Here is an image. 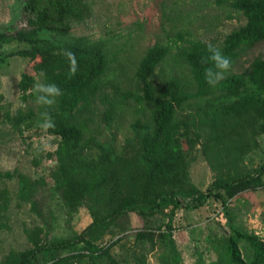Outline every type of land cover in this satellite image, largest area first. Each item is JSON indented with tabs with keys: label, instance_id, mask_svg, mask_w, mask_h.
<instances>
[{
	"label": "trees",
	"instance_id": "1",
	"mask_svg": "<svg viewBox=\"0 0 264 264\" xmlns=\"http://www.w3.org/2000/svg\"><path fill=\"white\" fill-rule=\"evenodd\" d=\"M214 1L226 4L225 0ZM228 6L245 18V24L226 35L217 48L229 60L228 69L219 72L214 83L207 82L205 72L211 65L206 62L208 44L202 40L185 41L179 36L184 42L181 46L172 42L148 48L134 74L143 93L133 95L143 121L135 119L131 136L115 147L113 140H99L94 120V103L105 90L104 78L112 62L109 41L71 34L73 25L90 16L88 0H22L23 25L0 32V44H24L26 48L10 56L38 60L44 84L60 87L62 94L54 104L42 105L54 123L47 131L59 139L56 150L47 154L55 162L48 191L68 214L85 207L91 222L70 238L49 239L50 221L41 214L38 199L44 180L7 172L4 177L17 179L18 200L30 205L40 224L25 228L28 247L10 250L0 264H96L101 258L109 264H121L110 252L125 237V229L111 235L105 246L99 243L105 240L110 224L130 214L142 221V228L134 234L135 242L154 245V237H159L168 243V255L161 264H181L172 239L175 214L199 209L210 199L220 203L228 234L207 238L216 256L208 264H264V238L243 228L229 205L240 193L264 188V164L253 171L243 165L244 158L257 147L256 137L264 135V50L241 72H231L239 58L264 45V0H231ZM173 48L174 66L181 71L186 68L188 77L171 71L155 82V71L172 56ZM68 52L76 60L77 70L71 76ZM17 86L23 103L36 101L35 75L23 71ZM116 111L111 104L102 121L110 125ZM35 117L28 107L9 119L21 127L29 126ZM203 127L209 133L201 142ZM191 139L195 145L200 143L215 173L204 192L192 183L189 174L187 156L193 147L184 149L183 141ZM9 205L8 192L1 190L0 227L7 226ZM160 216L167 219L163 232L162 225L156 223ZM262 225L264 231V212ZM197 262L204 264L200 259Z\"/></svg>",
	"mask_w": 264,
	"mask_h": 264
},
{
	"label": "rangeland",
	"instance_id": "2",
	"mask_svg": "<svg viewBox=\"0 0 264 264\" xmlns=\"http://www.w3.org/2000/svg\"><path fill=\"white\" fill-rule=\"evenodd\" d=\"M218 5L214 0H88L90 16L80 24L72 27L73 36H86L91 39L105 38L110 44L109 70L105 76V90L94 103V120L99 140L114 141V146H122L124 140L131 136V123L135 119L143 121L139 114L140 106L134 96H141V86L134 78L137 65L146 50L155 44L183 45L185 41L198 39L212 44L216 48L222 45L223 39L233 30L245 24L240 12L229 8L228 2ZM22 0H0V32L6 29L19 28L23 25L21 17ZM22 43L11 42L0 44V191L6 190L10 205L6 214V227H0V260L10 251H21L28 247L24 229L40 224L39 216L30 211V205L17 198V179H8L3 174L14 171L28 176L31 180L43 179L45 186L38 192L42 215L50 221L49 239L70 238L79 234L90 222L91 217L85 207L68 214L60 200L50 196L48 186L52 184L50 172L55 167L54 159L47 154L56 150L59 139L47 131L42 116V104L37 101L23 103L20 98L18 82L25 71L35 75L37 85L44 84L39 73L40 62H29L27 58L10 56L24 49ZM264 45L260 44L239 58L231 72L239 73L252 58L263 53ZM171 55L155 71L153 79L158 82L163 75L173 71L188 77L186 68L175 67ZM104 94V95H103ZM113 104L117 111L110 125L102 121V115ZM30 107L36 117L29 126L17 127L13 117L19 109L26 111ZM28 125V124H27ZM94 127V124H92ZM202 141L208 136V128H201ZM193 135L191 134V138ZM257 147L244 158L246 170L253 171L264 164V135L256 137ZM200 143L191 140L183 141V148H192L187 156L189 174L192 183L204 192L214 181L215 173L201 151ZM264 181V175H263ZM230 208L237 215V222L246 230L255 232L264 238L262 214L264 212V188L255 192L240 193L230 202ZM49 212L52 215H49ZM167 219L160 216L157 225L164 231ZM172 239L181 255V264H208L216 259L210 248L209 236L228 234L226 218L218 201L209 202L196 210H178L173 221ZM125 229V237L111 250V255L121 264H161L162 258L168 255V243L154 237V245L148 242H135L134 234L142 228L141 219L135 214L123 217L109 225L99 244L105 246L111 241V235ZM118 236H114L115 239ZM109 238V239H108ZM112 239V240H113ZM241 247L244 243L241 241ZM201 256V258H199ZM96 264H109L106 258Z\"/></svg>",
	"mask_w": 264,
	"mask_h": 264
},
{
	"label": "clouds",
	"instance_id": "3",
	"mask_svg": "<svg viewBox=\"0 0 264 264\" xmlns=\"http://www.w3.org/2000/svg\"><path fill=\"white\" fill-rule=\"evenodd\" d=\"M207 49L209 56L206 58V62H209L211 66L208 67L207 71L205 72V78L207 82L211 84L215 82L214 77H216L219 72L226 71L228 69L229 60L224 57L221 51L215 48L212 44L209 43L207 45ZM67 56L70 60L69 75H75L77 70L75 56L71 52H68ZM36 90L37 103L45 106L53 105L56 97L62 94L60 87L55 83L39 84L37 85ZM42 116L45 117V127L54 126L53 120L47 112L42 113Z\"/></svg>",
	"mask_w": 264,
	"mask_h": 264
}]
</instances>
